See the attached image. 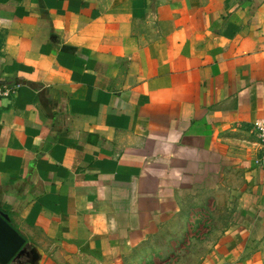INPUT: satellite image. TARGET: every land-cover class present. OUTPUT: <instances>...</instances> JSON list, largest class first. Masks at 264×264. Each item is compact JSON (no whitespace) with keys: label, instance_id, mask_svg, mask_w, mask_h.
<instances>
[{"label":"crops","instance_id":"1","mask_svg":"<svg viewBox=\"0 0 264 264\" xmlns=\"http://www.w3.org/2000/svg\"><path fill=\"white\" fill-rule=\"evenodd\" d=\"M0 84V210L37 264L121 257L223 167L205 264H262L264 0H0Z\"/></svg>","mask_w":264,"mask_h":264},{"label":"rangeland","instance_id":"2","mask_svg":"<svg viewBox=\"0 0 264 264\" xmlns=\"http://www.w3.org/2000/svg\"><path fill=\"white\" fill-rule=\"evenodd\" d=\"M240 178L239 170L223 167L217 187L193 190L182 202L181 211L157 233L107 264H205L225 231L238 220ZM62 264L85 263L65 259Z\"/></svg>","mask_w":264,"mask_h":264},{"label":"water","instance_id":"3","mask_svg":"<svg viewBox=\"0 0 264 264\" xmlns=\"http://www.w3.org/2000/svg\"><path fill=\"white\" fill-rule=\"evenodd\" d=\"M21 257L26 264H37L39 255L10 224L9 216L0 210V264H13Z\"/></svg>","mask_w":264,"mask_h":264},{"label":"built area","instance_id":"4","mask_svg":"<svg viewBox=\"0 0 264 264\" xmlns=\"http://www.w3.org/2000/svg\"><path fill=\"white\" fill-rule=\"evenodd\" d=\"M10 94H13V89L9 88L7 85L0 84V98L7 97ZM253 126L257 133L259 146L264 154V121H257Z\"/></svg>","mask_w":264,"mask_h":264},{"label":"flooded vegetation","instance_id":"5","mask_svg":"<svg viewBox=\"0 0 264 264\" xmlns=\"http://www.w3.org/2000/svg\"><path fill=\"white\" fill-rule=\"evenodd\" d=\"M26 258L25 257H21L19 260H16V264H26Z\"/></svg>","mask_w":264,"mask_h":264},{"label":"trees","instance_id":"6","mask_svg":"<svg viewBox=\"0 0 264 264\" xmlns=\"http://www.w3.org/2000/svg\"><path fill=\"white\" fill-rule=\"evenodd\" d=\"M2 211V210H1ZM4 213H6L5 211H3ZM7 214V213H6ZM10 224L12 225V227L18 232V233H20V231H19V229L16 227V226H14L13 224H12V222L10 221ZM21 234V233H20Z\"/></svg>","mask_w":264,"mask_h":264}]
</instances>
